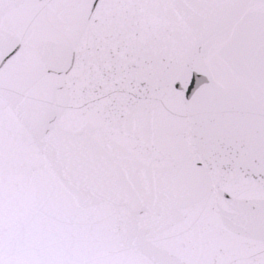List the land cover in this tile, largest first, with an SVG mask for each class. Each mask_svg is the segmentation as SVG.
Returning <instances> with one entry per match:
<instances>
[{"label":"snow or ice","instance_id":"6c2138e0","mask_svg":"<svg viewBox=\"0 0 264 264\" xmlns=\"http://www.w3.org/2000/svg\"><path fill=\"white\" fill-rule=\"evenodd\" d=\"M0 264H264V0H0Z\"/></svg>","mask_w":264,"mask_h":264}]
</instances>
